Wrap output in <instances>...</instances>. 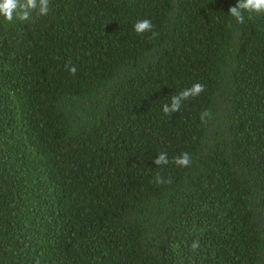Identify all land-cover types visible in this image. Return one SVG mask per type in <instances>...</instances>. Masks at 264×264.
I'll list each match as a JSON object with an SVG mask.
<instances>
[{
  "label": "trees",
  "instance_id": "trees-1",
  "mask_svg": "<svg viewBox=\"0 0 264 264\" xmlns=\"http://www.w3.org/2000/svg\"><path fill=\"white\" fill-rule=\"evenodd\" d=\"M236 3L0 18V264H264V13Z\"/></svg>",
  "mask_w": 264,
  "mask_h": 264
},
{
  "label": "clouds",
  "instance_id": "clouds-1",
  "mask_svg": "<svg viewBox=\"0 0 264 264\" xmlns=\"http://www.w3.org/2000/svg\"><path fill=\"white\" fill-rule=\"evenodd\" d=\"M49 11V0H0V18L7 23L13 21L26 22L33 18V15H47ZM228 13L235 19L238 24H243L245 14H262L264 13V0H237L235 6L229 8ZM134 31L137 34L150 32L153 29L151 21L147 18L138 20L134 24ZM66 69L75 74L77 69L74 65H65ZM204 90V86L200 83H194L191 87L186 88L176 95L171 97L170 103L162 105V111L165 115H171L180 110L183 101L191 97L199 95ZM208 115L207 111L201 114V120ZM154 163L157 166L166 165L169 163L167 153H159ZM174 163L177 166L187 167L190 163V155L185 152L174 158ZM199 247V241H193L191 248L195 250Z\"/></svg>",
  "mask_w": 264,
  "mask_h": 264
}]
</instances>
